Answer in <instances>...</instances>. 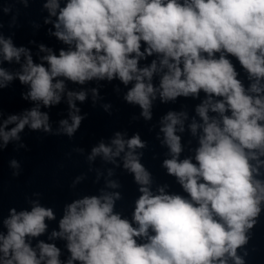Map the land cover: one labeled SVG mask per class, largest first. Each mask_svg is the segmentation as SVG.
<instances>
[{
	"label": "clouds",
	"instance_id": "clouds-1",
	"mask_svg": "<svg viewBox=\"0 0 264 264\" xmlns=\"http://www.w3.org/2000/svg\"><path fill=\"white\" fill-rule=\"evenodd\" d=\"M20 2L28 7V0ZM43 7L49 13L45 23L55 29L50 34L67 48L57 55L41 44L47 54L35 63L28 48L0 34V64L20 65L15 72L0 67V90L18 80L28 88L22 99L34 104L0 123V151L19 141L26 126L72 138L87 116L79 114L76 101L84 102L88 92L70 90L68 84L114 80L127 88L123 100L138 106L145 121L152 120L157 98L167 104L203 92L195 108L200 122L193 118L188 125L193 136L199 133V146L195 162L180 159L176 133L184 132L188 114L170 110L161 118V143L171 156L162 166L185 197L163 187L153 193L151 174L136 152L146 147L139 133L125 139L117 131L110 144L101 140L88 160L102 156L115 163L124 154L123 168L141 193L132 220L114 212L120 192L102 189L98 196L73 200L64 208L59 231L49 237L67 241L70 256L62 261L56 244H32L46 232V220L56 218L53 209L37 201L30 211L12 208L3 220L6 232H0V264H245L237 249L264 212V0H64L63 6L61 0H46ZM153 55L150 64L140 66ZM90 91L95 105L99 91ZM63 97L71 123L61 119L53 133L49 114L41 109L59 105ZM10 164L19 167L15 159ZM106 187L120 185L109 180Z\"/></svg>",
	"mask_w": 264,
	"mask_h": 264
}]
</instances>
